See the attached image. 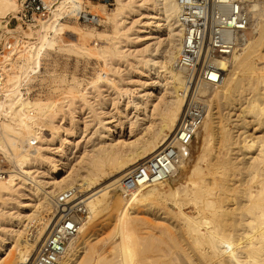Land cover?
Instances as JSON below:
<instances>
[{
	"label": "bare ground",
	"instance_id": "obj_1",
	"mask_svg": "<svg viewBox=\"0 0 264 264\" xmlns=\"http://www.w3.org/2000/svg\"><path fill=\"white\" fill-rule=\"evenodd\" d=\"M134 1L116 0L115 7L108 9L99 3L92 5L100 7L105 18L100 16L114 27L111 45L102 51L106 57H132L126 66L135 69L137 75L147 76L142 84L144 93L138 95L136 88L121 91L117 97L126 95L127 103H110L111 113L108 104L99 101L103 110L100 113H110L114 120L107 124L100 113L93 111L99 125L95 130L99 136L111 137L110 141L102 140L98 148L92 149V155L89 151L81 153L80 160L68 164L70 169L60 177L59 164L69 162L65 160L78 145L71 141L77 132L72 136L68 126L55 124L53 129L50 127L52 137L46 138L45 115L54 109L56 100L32 98L28 86L26 92L22 90V81L27 85L45 48L54 46L65 32L66 5L60 1L36 26L25 28L19 21L17 26L9 27V18H3L18 17L20 6L17 0H0V41L7 39V33H14L22 47L2 60L7 92L0 97V151L12 159L15 168L7 169L0 177V264L32 262L58 216L57 197L73 187L87 194L82 193L81 204L76 206L80 230L70 241L61 264H264V0H243L250 12V24L237 34L244 38L242 46L219 61L225 70L221 83L204 87L210 98L196 134L198 154L192 156L191 152L182 159L164 181L132 185L125 181L133 168L159 152L175 134L184 107L186 79L177 64L185 35L177 0H152L153 9H149L155 10L151 14L156 20L144 22L139 32L125 26L129 14L138 11ZM144 1L137 6L143 15L148 9V1ZM159 19L163 23L156 25ZM147 33L155 40L135 48L134 53L132 36ZM127 45L131 46L126 49ZM255 57L263 59L257 64ZM110 58L91 80L93 88H98L101 79H107L106 71L114 62ZM148 84H154V90L159 87V92L154 94ZM81 86V80L73 78L68 91L91 106L89 91L81 90ZM226 108L229 110L225 112ZM125 114L130 118L131 134L135 126L142 127L137 133L140 135L128 140L113 137ZM222 116L227 120L224 123ZM80 129L78 134L82 136L84 129ZM117 173L116 178L100 186L102 180ZM46 174L49 180L40 179ZM116 189L123 195H113ZM15 194L34 198L29 212H22L20 206L13 212L3 207L2 203ZM140 201L155 212V217L162 211L163 222L155 224L150 218L143 222L136 217L130 205ZM170 202L176 210L168 208ZM118 208L114 214L118 240L113 247L117 249L108 257L93 243L90 229L105 212H116ZM169 215L176 216V221H171ZM144 228L148 231L142 235Z\"/></svg>",
	"mask_w": 264,
	"mask_h": 264
},
{
	"label": "built area",
	"instance_id": "obj_2",
	"mask_svg": "<svg viewBox=\"0 0 264 264\" xmlns=\"http://www.w3.org/2000/svg\"><path fill=\"white\" fill-rule=\"evenodd\" d=\"M20 6L17 20L25 26H36L47 18L61 1L66 5L65 18L76 19L86 25H99L101 16L90 5L102 3L112 7L116 0H17ZM179 19L185 35L177 64L185 72V87L182 92L185 102L177 130L171 140L155 155L138 163L126 183L132 185L164 181L175 171L182 159L191 155L197 131L207 113L205 86L221 83L225 70L219 61L241 48L243 37L237 34L246 31L250 24V12L243 0H177ZM9 33L0 42V97L6 96L5 71L2 61L20 52L15 35ZM22 90L27 85L22 81ZM31 86L30 94L37 89ZM8 169L0 154V177ZM82 191L73 187L61 193L55 202L58 216L54 225L30 264H61L70 241L79 233L80 217L76 206L83 199Z\"/></svg>",
	"mask_w": 264,
	"mask_h": 264
},
{
	"label": "rangeland",
	"instance_id": "obj_3",
	"mask_svg": "<svg viewBox=\"0 0 264 264\" xmlns=\"http://www.w3.org/2000/svg\"><path fill=\"white\" fill-rule=\"evenodd\" d=\"M143 1L144 0L134 1L136 2V4L134 3V5L136 6V8H138L137 9L138 11H136L134 14L132 13L129 14L128 18L125 21V26L127 28L130 27L131 31L139 32L144 22L148 20L154 23V21L156 20L152 17V14H155V10H151V8L153 9V7H151V5L153 4L152 0L151 1L146 0L148 1V4L146 3V1H144L146 5H148V9L147 11L145 10L146 11L145 15L140 14L141 12L139 7L141 5L140 3H142ZM99 4L102 7L104 8L106 7L108 9L106 5L102 3ZM90 7L93 12H96L99 15H101L103 18H105L103 13L101 12L100 7L96 8V6L92 4L90 5ZM114 7L115 4L109 8H114ZM149 7L151 8L149 9ZM102 17L100 20L101 24L99 25H86L76 19L64 18V21L67 23L65 32L58 37V42L54 46L45 48L40 59L39 67H36L35 70L30 72L29 74L30 76H28L29 81L28 80L26 81L28 87H29V83H31L32 88L37 89L35 91L36 93L31 95L30 94L31 86L29 87L28 92L32 98L41 97L43 99L51 98L53 100L54 99L56 100L54 109L45 115L46 117L45 119L48 121L47 123L51 124L49 126L48 124L46 125V130H45L46 138L50 139L52 137V129L55 127V124L60 126L62 125V127L65 128H67L68 126L69 131L72 132V136L77 132V134L75 135H77L78 137L73 136L71 138V141L72 143L76 141L78 145L76 146L75 149L69 151L70 157H68L69 159L67 158V160H65V162L69 161L70 163L67 162L64 164L63 162L61 163L59 162L60 167H62V170L59 173L60 177L65 175V172L66 170H68V168L70 169V167L67 168L68 164H71L69 166H72V164L77 162L78 159L80 160L81 153L89 151L87 153L92 155L91 154L92 149L98 148L101 145L102 140L106 142L110 141L111 137H106L101 135L99 136V134L95 130L97 129V127H99V125H96V121L94 119L95 118L94 112L100 113L102 110L100 109V105H99L101 103L98 104V102L100 101V102H104L105 104H108L107 108L111 113L112 108L109 107L110 103L113 104L114 102H118L117 104L119 105L127 103L126 95H124L123 97H117L118 93H120L121 91H124L126 89L136 88L138 89V93H139L138 95L144 93L142 84L146 80L147 76L137 75L135 69L131 68L132 66L130 67L131 68L130 70L129 67L126 66L128 65L126 61H131V62L133 61L132 57L116 58L113 56H109L111 57L110 61H114L112 62V64L109 65L113 70L108 69L106 71L107 79L106 80L101 79L100 82L99 81L97 82L99 83L97 84L98 88L97 87H96L97 89L93 88L94 85H92L91 80L97 77V70L103 67L104 61H108L106 58L109 59V57H106L107 54L104 53L102 49L108 48L111 45L112 40L110 38L113 36V30H114L113 23L106 21ZM3 19L10 20L9 27H15L19 23V20H17L16 17L7 16L6 18ZM158 21L159 22H155V24L157 23L156 25H158L159 23H163V20L161 19H159ZM23 26L27 28V26L25 25ZM98 32H102V33L98 34ZM7 34L9 35V33ZM13 34L14 33H12L11 35ZM132 37H133L132 46L131 45L129 46H131V50L134 53H136V49L143 48L146 42L152 43L155 40L154 35L151 33H147L146 35H142L141 37H138L137 35H133ZM129 46L127 45L126 49H128ZM89 49H91V51ZM92 50H94L95 52H93ZM262 51L264 52V49ZM261 59H263V57L260 59L255 57L256 63L258 64V62H260ZM131 71H133V73ZM73 78L81 80L82 82L81 90L89 91L87 95L88 97L87 99L89 101L91 100L90 101L91 103L93 102L91 105L93 106V108L89 106V104H85L80 97L75 96L73 95V93L68 91V86L72 83ZM109 80H115V82L110 83ZM151 81L153 80L151 79L150 82ZM153 87L154 84L147 85V88H149L150 91H154V94L158 93L160 90L159 87L156 86L155 90L153 89ZM120 88L122 90H119ZM96 90H98V92ZM154 96L155 95H153L152 97ZM208 98H210L209 95ZM227 110H229V108H226L224 111L226 112ZM110 113H106V114L103 112L100 113L102 118H104V122L107 124H109L108 120H114V118L110 117ZM129 119L130 118H127L125 114V116L121 120L123 124L120 125L121 127H118L113 137L119 138L121 136V138H123L124 140L126 139L128 140L130 137H134L138 132L140 133V131L142 130L141 126L138 127L135 126V130L133 131V133L132 134L130 133V125L128 123ZM225 119L226 118L224 116L220 117V120L223 123L227 121ZM114 123L116 124L119 123V120L116 119V122ZM87 124L88 127L86 128ZM252 125L250 124L249 127L251 128ZM81 127H83L84 129V134L82 136L78 134L79 131L81 130L80 129ZM194 141H195L193 142L194 145L192 146V153L194 154H192V156L198 154V151L195 150L196 149L195 144L199 145V139L195 138ZM85 149L87 150L85 151ZM193 150L195 152H193ZM44 152H46V150ZM3 153L0 151L1 157H3L5 159V162L7 163L8 170H12V168L14 169L15 167L12 159L11 158L9 159L8 156H4L5 154ZM34 174L36 176H39L37 172H35ZM117 176L118 173L114 175V177L113 176L106 177L104 180H102V184L100 186H105ZM41 178L49 180L51 177L46 174L44 177H40V179ZM81 193H83L84 195L87 194L85 193V191ZM113 195L118 197L123 194L120 189H116L115 191H113ZM14 196L15 197L12 196L8 197L5 200V203L4 204L2 203L3 207L6 210L10 209V211L13 212L16 211L18 209L17 207L20 206L19 208H21V210L23 209L22 212H29L30 208L32 207V204L35 202V200H33L34 198H27L24 195H18V197H16L17 196L16 194ZM143 203L140 201L138 204L135 203L134 205H130V207L131 206L132 208L134 207V214L136 215V217L141 218L143 222H148L150 218L155 224H161L164 220L163 218H161V215L164 216L165 214H162V211H160L159 213L157 212L156 217H158L159 215V218L157 219L153 215L155 212L151 211L152 209L151 210L148 209L147 206L143 205ZM161 203L160 205L164 206L165 203L164 202ZM168 206L170 210L172 208L176 210L175 205L172 204L171 202L169 203ZM11 208H13V210ZM119 210L120 209L118 208V211L116 209V212L115 211L105 212L99 218L98 222L91 225L90 232L91 234H93V238H94L93 243L96 245L97 248L100 249V251H102L101 253L104 256L109 257L111 254L116 252L117 249V248L116 249L113 248L116 245V241L118 240V235L115 236L116 223H115L114 214L116 213L117 215V212H119ZM171 216L169 215L168 218H170L171 221H176L177 219L175 218L176 216L173 215ZM154 217L155 219H153ZM147 231L148 230L146 228H144L143 230L141 229L140 234L142 233V235H145L147 234Z\"/></svg>",
	"mask_w": 264,
	"mask_h": 264
}]
</instances>
